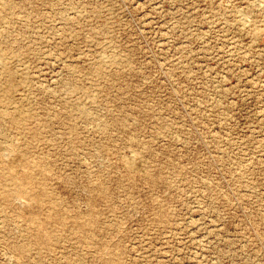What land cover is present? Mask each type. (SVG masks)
I'll list each match as a JSON object with an SVG mask.
<instances>
[{
    "label": "rangeland",
    "instance_id": "rangeland-1",
    "mask_svg": "<svg viewBox=\"0 0 264 264\" xmlns=\"http://www.w3.org/2000/svg\"><path fill=\"white\" fill-rule=\"evenodd\" d=\"M0 264H264V0H0Z\"/></svg>",
    "mask_w": 264,
    "mask_h": 264
}]
</instances>
